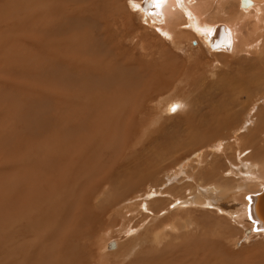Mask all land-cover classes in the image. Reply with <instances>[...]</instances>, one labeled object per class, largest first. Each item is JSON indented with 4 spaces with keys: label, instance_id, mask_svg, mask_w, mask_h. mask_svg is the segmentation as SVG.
Here are the masks:
<instances>
[{
    "label": "rangeland",
    "instance_id": "obj_1",
    "mask_svg": "<svg viewBox=\"0 0 264 264\" xmlns=\"http://www.w3.org/2000/svg\"><path fill=\"white\" fill-rule=\"evenodd\" d=\"M71 1L74 0H43V2L42 0H0V29L3 30L2 32L5 31L1 33L4 36V45L7 46V49H3V51L5 54H10L9 56L12 59L13 57L16 58L15 63L10 61V65L0 59V77L3 75L2 79H7L8 76L11 85V92L5 94L6 89H3L4 87H1L0 84V93L4 92L0 94L1 158L4 164H8L7 168H11L9 164L16 165L13 169H9L7 173H0V186L6 187L8 191L2 203H0V228L6 229V232L3 231L0 235V264H29L27 252L30 253V258L34 255L36 264H40V261L43 262L41 264L69 263V258H62L53 251L55 249L45 251L48 243L42 246V249H39L40 242L45 238H49L47 240L50 241L56 239L54 236L47 234L53 233L55 226L62 231H70L73 235L71 241L73 243L76 241L77 246L68 249V254L73 253L71 249L76 254H83L87 264H171L174 257L181 255L187 259L189 264H194L196 260L203 261L202 264H228L225 262V257L233 258L234 254H242L241 257L245 259L247 258L244 257L245 253L249 256L248 263L259 261V264H264L262 260L264 259V234L254 235L252 231L249 234L245 232L237 234V231L241 232L242 229L245 230L246 228L241 225L237 226L223 217L226 213L223 212L220 204L226 202L214 204L215 208L212 207L213 204L211 206V204L204 202L206 199L210 200V197L207 196L210 190L215 192L216 198L212 197L219 200L234 191L233 194H239L237 191L241 189L240 187L243 186L244 181L238 182L234 179L233 168L235 166L242 164L241 169L247 166L248 168L251 166H264V142H259L260 140L264 141V132L260 137L255 138L254 142L246 139L249 135L248 132L251 133L256 129L255 118L264 115V78L256 85L254 90H251L252 94L250 93L247 97L239 99L242 109L234 126L218 130L209 140L193 147L189 144L185 145L184 148L181 147L178 144L180 142L179 138V140H175L178 145L172 149L169 147L171 149L169 150L166 146L159 145L156 141L157 136L166 140V143L172 146L171 143L174 141L171 137L173 135L166 131L167 126L171 128L168 122L180 115L183 110L191 109L193 101L200 99L197 93L190 96L187 94L185 89L186 77L179 76L176 78L175 76L174 81H171L172 84L170 83L171 85L162 92H149L147 94H144V92L141 98L135 95V97L133 95L128 97L127 91L123 88L115 90V94L108 90L110 83L107 81H111L112 78L114 81L111 82L119 84L123 76L111 72L110 69H118L117 64L119 65V62L123 59L130 58V55L131 58L142 57L139 59L143 60L147 57L144 60L145 63H149V61L152 63V52L157 53L165 49L166 52L173 55L174 60L176 58L178 62L184 64L191 62L195 55H200L202 64L204 62L202 70L198 73L191 71L190 75L186 72L187 76H197L195 80L200 81V83L217 81L222 78L221 74L227 73L225 72L227 68L226 65L224 67L220 62L214 61V57L218 55L226 56L227 59L223 63L228 62L233 71L239 66L236 59L229 54L232 52L231 48V51L210 50L207 43H204L206 40L203 38L202 40L201 36H198L199 33L190 31L188 29L189 25L182 23L180 20L182 24L174 23L176 38L170 41V37L167 38L165 35L163 37L158 34L153 26L145 25L143 18L146 13L142 14L141 11V13L130 11L132 22L126 23L124 26L112 25L113 14H111L110 8L117 10L121 18L125 16L127 8L129 10L130 6H133V1L141 4L140 2L143 0H118L117 3L114 0H97L98 4L95 2L96 0H75L74 7L69 3ZM111 1L116 4L119 3L120 6L115 9V7H112ZM68 4L70 5L68 6ZM104 4L109 8L108 11ZM125 5L127 8L123 10ZM213 6L206 11L208 15L205 14L204 16L206 23L213 24L211 28L226 25L232 18L237 16L238 12H242L239 0H229L225 5H222L224 11L219 17H216L215 6ZM261 8L263 12L259 14V17L263 15L264 19V0ZM103 15H106L104 20L101 19ZM120 21H122V18ZM75 22L78 23L79 28L76 27ZM106 24L107 29H105ZM11 25L15 29H13L15 33L12 31L14 35L10 33V30H12ZM133 28H136L134 32ZM106 30H110V35L107 40H104L101 34H103L102 31ZM99 32L100 34H98ZM93 34L96 38H93ZM41 43L44 45L42 46ZM262 43L264 41L261 40L257 49L263 47L261 46ZM54 44L57 47H54ZM21 45L23 47H20ZM88 45L89 51L84 47L87 48ZM109 48H114L113 51L116 49L115 53ZM142 48L146 49L142 50ZM57 50H60V52ZM125 50L128 51L129 55ZM123 52L125 55H122ZM130 52H133V55ZM250 52L252 54L246 56H257V53L253 55V51ZM14 54L16 57L12 56ZM47 54L52 55V57H49V59ZM78 54L87 55L91 60H88L86 56V58L82 56L79 58ZM126 55L128 56L124 57ZM19 56L20 60L17 59ZM28 56H31V58ZM71 56L76 59L72 60ZM114 56H117L116 59H114ZM2 61L5 64L4 68ZM96 63L97 67L95 66ZM73 65L76 67H73ZM251 65L249 62L247 63L250 69L255 70L256 66ZM100 66L102 67L100 68ZM92 67H96L97 71L92 72ZM79 69L81 71L80 76ZM107 69L109 70L106 71ZM2 70L6 71L5 76H7L5 78V72ZM101 71L105 72L102 73ZM12 72L20 76L18 78L23 81L17 79V76ZM109 72L113 73V77L109 75ZM88 73L89 78L85 77V75L88 76ZM12 76L16 77L14 78L15 81L17 79L16 82H14ZM81 76L82 78H80ZM106 76H109L110 79ZM98 77H100V80ZM102 79L105 81L104 83ZM145 79L143 80L147 83L148 77H145ZM75 81L79 82L80 89H78V83H75ZM145 82L144 84H146ZM81 84H83V87ZM23 86L25 88L27 86L28 92L21 96L22 92L25 93L26 91V89L22 90ZM139 87L140 89L133 88L134 92H141L145 89L144 86ZM33 91L34 93H32ZM119 92L123 94L122 97H120ZM116 94L118 96H115ZM142 98H145V100ZM113 101L115 102L113 103ZM106 104L111 105L107 106ZM135 109L136 113L131 112ZM17 111L20 116L24 117L23 122L15 119ZM32 114H36L35 119L38 121L32 120ZM129 115H133V119L130 116V120ZM125 117L129 121L125 120ZM127 130L128 132H126ZM129 131H132L130 133L133 135H130ZM238 137L243 138L244 145L242 143L239 145ZM77 141L89 143L88 145H91L90 150L81 151ZM235 141L237 142L235 143ZM256 144L260 147V155L262 156L256 154V149H258ZM98 147H101L102 152L97 151ZM104 147L107 150L110 148L111 151H115V154L110 153L106 157V153H109V151L103 149ZM164 148L168 149L169 152L156 164L158 170L131 189L118 185L123 191L113 193V189L117 188L115 184L110 187L108 182L98 180V178H104L107 169L117 159L128 160L126 165L137 167L139 159H134V157L135 155L140 156L141 150L147 155L150 153L149 155L152 158L157 159L159 152H163ZM215 150L218 152H215ZM110 155L114 156L111 157ZM86 156L91 157L88 162L89 165L86 163ZM106 159L109 161V166H107ZM100 160L101 162H99ZM156 161L148 162L151 165ZM101 164H104L107 169L104 175L97 177L95 175L96 170L100 169ZM142 172L146 174V171L142 170ZM109 187L111 190H109ZM10 189L14 190L13 196L9 194ZM252 189L256 190L254 187ZM218 194H224L225 196L217 198ZM38 196H40V202L38 203L41 204H39V207L46 211L41 213L42 219L45 222L47 221L45 227H42V233H39L34 227L33 232L27 228L29 225H40V222L29 220L37 215L35 202ZM195 198L199 203L194 204L192 202V200L196 201ZM25 199L28 201H25ZM47 209L49 210L47 211ZM50 224H54V226L49 227ZM168 224L170 227L164 229V226H169ZM174 224L176 226H173ZM12 231L18 232L12 234ZM21 235H25V238ZM156 237L165 238H162L160 243L155 244L152 240H155ZM163 239L166 240L163 241ZM82 240L84 241L82 242ZM54 243L53 247H56L58 243ZM110 243H114V248L110 249ZM34 251L36 253H33ZM204 251L205 253H203ZM120 255H123L126 260L119 258ZM56 256L58 262H55ZM86 256H88L89 262ZM112 257L113 259H111ZM42 258H45L46 261ZM64 259L67 260L66 263L63 261Z\"/></svg>",
    "mask_w": 264,
    "mask_h": 264
},
{
    "label": "bare ground",
    "instance_id": "obj_2",
    "mask_svg": "<svg viewBox=\"0 0 264 264\" xmlns=\"http://www.w3.org/2000/svg\"><path fill=\"white\" fill-rule=\"evenodd\" d=\"M32 1V0H31ZM45 1V0H44ZM49 1V0H48ZM75 1V0H74ZM71 1L69 2L71 4L72 7H74V3H76V1ZM85 1V0H84ZM83 1V2H84ZM117 1L118 0H114ZM192 0H144L142 4H138L136 3L135 1H133L132 5L133 6H130L129 10L127 8V6L125 5V8H123V10H126V13H125V16L124 17H121L122 18V21L121 18H120V15H119V12L117 10H113L112 8H110V12L111 14H113L112 16V25H125L126 23H129V22H132V15L130 14V11H136V12H142L143 14L146 13V15L144 16L143 18V22L146 23L145 25H148V26H153L154 29L157 31L158 34H161L163 37L165 35V37L169 38L170 37V41L174 38H176V34H175V31L176 28L174 27V23H177V24H180L181 22L182 23H185V24H188L189 27L188 29H190V31L194 32V33H197V31H199V34L198 36L200 37L201 36V39H205L206 42L204 43H207L208 47L210 50H223V51H229L230 48L232 50L231 54L233 58L236 59V61L238 62V67L236 68L235 71L231 70L232 68L229 67V64L228 62L227 63H223L226 61L227 57L226 56H221V55H218L216 57H214V61H217V62H220L221 64L226 65V68L225 69V72H227L226 74H221V79L219 78V80L217 81H205L203 83H200V81L197 82V80H195L197 78V76H194V77H190V76H187L186 72L190 75V72L191 71H194V73H198V71L200 72L202 70V66L204 64H202V57L200 55H195L194 56V59L191 61V62H188L187 64H184V63H180L176 60L175 56V60L173 59V55L166 52L167 50L163 49L157 53H153L152 52V56H153V60H152V63H145V58L144 60L143 59H139V58H142V57H139V58H136L138 60H136L135 58H131V55H130V58H126V59H121L122 61L119 62L120 64L116 67H118V69H115L116 70H111V72H114L115 74L117 75H123L122 78H121L119 81L120 83L117 84L115 82H111V81H114V79L112 80L111 78V81H107L109 82L110 84L108 85V90L110 92H113L115 90H118L120 88H123L125 89V91H127V96H131L133 95V97H138V98H141L142 97V94H147V93H151V92H154V93H157V92H162L164 91L165 89H167L169 87V85H171V81H174V77L176 76L177 77H186V82L187 84L185 85V89H186V92L187 94L190 96L192 95L193 93H197V96L200 97V101H193L192 103V108L188 110L187 108V111H184L178 115L176 118H174L173 120L169 121L168 122V125L171 126V128H168V126L166 127V131L169 132V133H172V137L173 138V143L172 146L169 144V143H166V140H163L162 138H160L159 136H157L156 138V141L159 143L160 146H166V148L169 149V147H171V149L175 146H177L178 144L181 146V147H185V145L189 144L191 145L192 147L195 146V145H201L203 144L204 142H206L207 140H209L211 138V136L213 137L215 135V133H217L218 130L220 129H223V128H230L232 126H234L236 124V120L239 116V112L241 111L242 109V105L241 103L239 102V99L241 97H247L248 95H250L251 93V90L255 89L256 88V85L259 84V82L264 78V43H262L260 49L258 48L257 49V46L259 47V44L262 41H264V19H263V15L261 17H259L263 10L261 8V4L263 3V0H247L249 2L248 5H245V6H242L241 5V0H239V3H240V9H242V12H238L237 16L235 18H232V20L229 21V23H226V25H223V26H216V27H212L211 28V25L213 24H208L206 23V19H205V14H207L206 11H208L209 9L212 8V6L214 5L215 6V15L217 14L216 17H219L220 14H223V8L221 7L222 5H225L229 0H193V2L191 3ZM26 2V1H25ZM43 2V0H42ZM56 2V1H54ZM65 2V1H64ZM97 3V0L95 1ZM127 2V1H126ZM94 3V2H93ZM99 3V2H98ZM97 3V4H98ZM114 5H113V4ZM114 2L111 1V5L112 7H115L118 8L120 5L119 3L116 4ZM141 3V2H140ZM32 4V3H31ZM41 4V3H40ZM58 4V2H57ZM68 4V6L70 5ZM63 5V3H62ZM61 5V6H62ZM105 5V4H104ZM141 5V6H140ZM184 7H183V6ZM43 6V5H42ZM55 6H56V3H55ZM97 6V5H96ZM213 6V7H214ZM250 6V7H249ZM57 7V6H56ZM59 7V6H58ZM63 7V6H62ZM106 8L107 5H105ZM61 8V7H60ZM97 8V7H96ZM48 9V8H47ZM55 9V8H54ZM247 9H249L247 11ZM56 10V9H55ZM109 10V8L107 9V11ZM243 10H246V11H243ZM60 11V10H59ZM72 11V10H71ZM140 12V13H141ZM206 12V13H205ZM49 13V12H48ZM54 13V12H53ZM35 14V13H34ZM52 14V13H51ZM59 15V14H58ZM96 15V14H95ZM102 15V14H101ZM208 15V14H207ZM44 16V15H43ZM42 16V17H43ZM54 16V14H53ZM106 15H103L101 16V19H105ZM110 16V15H109ZM65 17V16H64ZM95 17V16H94ZM17 18V17H16ZM38 18V17H37ZM36 18V19H37ZM6 19V18H5ZM11 20V19H10ZM110 20V19H109ZM181 22H180V21ZM35 21V20H34ZM38 21V20H37ZM52 21V20H50ZM10 22V21H9ZM72 22V21H71ZM105 22V21H104ZM10 23H13V22H10ZM108 23V22H107ZM181 23V24H182ZM2 24V22H1ZM4 24V22H3ZM76 24V27L79 28V25H77L78 23L75 22ZM207 24V25H206ZM133 25V24H132ZM2 26V25H1ZM8 26V25H7ZM27 26V25H26ZM12 27V25H11ZM39 27V25H38ZM74 27V26H73ZM110 27V26H109ZM116 27V26H115ZM130 27V26H129ZM135 27V26H134ZM183 27V26H182ZM6 28V27H5ZM4 28V29H5ZM23 28V27H22ZM117 28V27H116ZM132 28V27H130ZM175 28V29H174ZM8 29V28H7ZM13 27H12V30H10V33L14 35V31H13ZM41 29V28H40ZM39 29V30H40ZM46 29V27H45ZM63 29V28H61ZM96 29V28H95ZM94 29V30H95ZM105 29H107V24L105 26ZM104 29V30H105ZM113 29V28H112ZM123 29V28H122ZM121 29V30H122ZM179 28L177 27V30ZM201 29V30H200ZM15 30V29H14ZM25 30V29H24ZM30 30V29H28ZM26 30V31H28ZM35 30V29H34ZM60 30V29H59ZM111 30V29H110ZM110 30H106V31H102L103 34H101V37L102 39L104 40H107L109 35H110ZM127 30V28H126ZM134 30H136V28H133V32ZM183 30V29H182ZM3 31V30H2ZM1 29H0V59L3 60L7 65L14 61L13 63H15V60L16 58L13 57V59L11 58V56H9L8 54H5V52L3 51V49H7V46L4 45V36L2 33ZM14 33H13V32ZM21 31V30H20ZM96 31V30H95ZM196 31V32H195ZM2 32V33H1ZM65 32V31H64ZM97 32V31H96ZM129 32V31H128ZM180 32V31H179ZM9 33V32H8ZM29 33V32H27ZM39 33V32H38ZM63 33V32H62ZM93 33V32H91ZM139 33V32H138ZM65 34V33H64ZM100 34V32L98 33ZM114 34V33H113ZM112 34V35H113ZM43 35V34H42ZM8 37V34L6 35ZM30 36V35H28ZM39 36V35H38ZM93 38H96L95 37V34H93ZM116 36V35H115ZM25 37V36H23ZM43 37V36H42ZM60 37V36H59ZM91 37V36H90ZM114 37V36H112ZM33 38V37H32ZM57 38H58V35H57ZM98 38V37H97ZM111 38V37H110ZM122 38V37H121ZM12 39V38H11ZM24 39V38H23ZM28 39V38H27ZM41 39V37H40ZM49 39V38H48ZM92 39V37H91ZM101 39V41H102ZM124 39V38H123ZM126 39V38H125ZM202 39V40H203ZM14 40V39H12ZM22 40V39H21ZM26 40V38H25ZM52 40V39H51ZM58 40V39H57ZM62 40V39H61ZM60 40V41H61ZM116 40V39H114ZM163 40V39H162ZM175 40V39H174ZM11 41V40H10ZM27 41V40H26ZM35 41V40H34ZM39 41V40H38ZM42 41V40H41ZM49 41V40H47ZM55 41H56V38H55ZM99 41V40H98ZM118 41V40H117ZM138 41V40H137ZM53 42V41H51ZM90 42V41H89ZM116 42V41H115ZM11 43V42H10ZM9 43V44H10ZM26 43V42H25ZM59 43V42H58ZM92 43V42H91ZM102 43V42H101ZM108 43V42H107ZM113 43V42H112ZM6 44V43H5ZM36 44V43H35ZM34 44V46H36ZM42 44V43H41ZM61 44V43H60ZM64 44V43H63ZM98 44V43H97ZM111 44V43H110ZM44 44H42L43 46ZM87 45V44H86ZM117 45V44H116ZM13 46V45H12ZM31 46V45H30ZM47 46V45H46ZM92 46V44H91ZM105 46V45H104ZM103 46V47H104ZM110 46V45H109ZM113 46V45H112ZM119 46V45H118ZM20 47H23V45H21ZM19 47V48H20ZM54 47H57L55 44H54ZM76 47V46H75ZM85 49H88L89 51V45L87 46H84ZM131 47V46H129ZM77 48V47H76ZM83 48V47H82ZM97 48V47H96ZM116 48V47H115ZM119 48V47H118ZM9 49V48H8ZM14 49V48H13ZM42 49V48H41ZM46 49V48H45ZM58 49V48H57ZM79 49V48H78ZM110 49V48H109ZM112 49V48H111ZM110 49V50H111ZM114 49V48H113ZM112 49V52H114ZM121 49V48H119ZM126 49V47H125ZM146 49V48H145ZM144 48H142V50H145ZM53 50V48H52ZM97 50V49H96ZM131 50V48H130ZM230 50V51H231ZM9 51V50H8ZM12 51V49H11ZM10 51V52H11ZM14 51V50H13ZM42 51V50H40ZM45 51V50H44ZM50 51V50H49ZM60 52V50H57ZM77 51V49H76ZM92 51V50H90ZM127 51V50H125ZM124 51V52H125ZM250 51H253V55L254 53H257V56L255 57H248L246 55H249L251 52ZM37 52V51H36ZM110 52V51H108ZM117 52V51H116ZM122 53V55L125 53ZM135 52V50H134ZM8 53V52H7ZM40 53V52H39ZM47 53V52H46ZM55 53V52H54ZM58 53V52H57ZM107 53V52H106ZM115 53V52H114ZM120 53V52H119ZM131 53V52H130ZM133 53V52H132ZM131 53V54H132ZM198 53V52H197ZM196 53V54H197ZM224 53V52H223ZM13 54V52H12ZM33 54V53H32ZM53 54V52H52ZM65 54V53H64ZM81 54V53H80ZM83 54V53H82ZM95 54V53H94ZM98 54V53H97ZM121 54V53H120ZM127 54L129 55L128 51H127ZM155 54H157L155 56ZM252 54V53H251ZM35 55V54H34ZM49 55V54H47ZM77 55V53H76ZM79 55V54H78ZM88 55V53H87ZM87 55H79V58L80 56H82L83 58L86 56L88 57ZM93 55V54H92ZM103 55V54H102ZM101 55V56H102ZM111 55V54H110ZM119 55V54H118ZM128 55L124 56V57H127ZM133 55V54H132ZM138 55V54H137ZM136 55V56H137ZM12 56H15L16 55H12ZM100 56V55H99ZM100 56V57H101ZM109 56V55H108ZM108 56H105V57H108ZM112 56V55H111ZM120 56V55H119ZM118 56V57H119ZM143 56V54H142ZM29 57V56H28ZM36 57V56H35ZM34 57V58H35ZM51 58L52 55H49L48 58ZM66 57V56H65ZM72 57V60H75L76 58H74L73 56ZM85 57V58H86ZM96 57V55H95ZM103 57V56H102ZM116 59L117 56H114ZM122 57V56H121ZM138 57V56H137ZM31 58V56L29 57ZM49 58V59H50ZM79 58H77V60H79ZM93 58V56H92ZM109 58V57H108ZM123 58V57H122ZM18 60H20V56L17 58ZM58 59V58H57ZM60 59V58H59ZM68 59V58H67ZM82 59V58H81ZM102 59V58H101ZM112 59V58H111ZM120 59V57H119ZM17 60V61H18ZM65 60V59H64ZM88 60H91L89 57H88ZM2 61V64H3V68H4V63ZM11 61V62H10ZM93 61V60H92ZM106 61V60H105ZM148 61V60H147ZM22 62V60H21ZM72 62V61H71ZM83 62V61H81ZM85 62V60H84ZM89 62V61H88ZM111 62V61H110ZM251 63L252 65L251 66H256L255 70H252L250 69L248 66H247V63ZM12 63V64H13ZM18 63H20L18 61ZM17 63V64H18ZM34 63V62H33ZM36 63V62H35ZM78 63V62H77ZM87 63V62H86ZM98 63V61H97ZM97 63L95 64V66L97 67ZM79 64V63H78ZM112 64V63H110ZM16 65V64H15ZM71 65V64H70ZM85 65V64H84ZM100 65V64H99ZM104 65V63H103ZM78 66V65H77ZM83 66V64H82ZM81 66V67H82ZM89 66V64H88ZM87 66V67H88ZM108 66V65H107ZM1 67V66H0ZM73 67H76L75 65H73ZM80 67V66H79ZM96 67H92L91 71L94 72V70L97 71V68ZM102 66H100L101 68ZM104 67H106V65H104ZM103 67V68H104ZM110 67V66H109ZM107 67V68H109ZM113 67V66H111ZM83 68V67H82ZM151 68V72L149 71V69ZM86 69V68H85ZM105 69V68H104ZM76 70V69H75ZM83 70V69H81ZM87 70V69H86ZM85 70V71H86ZM109 69H107L106 71H108ZM4 71V70H2ZM12 71V70H11ZM84 71V70H83ZM82 71V73H83ZM4 78L7 76H5L6 74V71H4ZM77 72V71H76ZM80 74L79 76L81 75V71L79 69ZM102 73H104L103 71H101ZM13 73V72H12ZM66 73V72H65ZM86 73V72H85ZM102 73H99V74H102ZM208 73V72H207ZM8 74V72H7ZM15 75V73H13ZM77 74V73H76ZM93 74V73H91ZM90 74V75H91ZM113 74V73H112ZM110 72H109V75H112ZM215 74V73H214ZM104 75V74H103ZM106 75V73H105ZM104 75V77H105ZM220 75V74H219ZM17 76V79H19L18 75H15ZM77 76V75H76ZM83 76V75H82ZM82 76L80 78H82ZM95 76V75H94ZM3 75H1V79H2ZM13 79L16 78L14 76H12ZM85 77H88L89 78V73H88V76L85 75ZM108 77V79H110L109 76H106ZM113 77V75H112ZM145 77H148V82L146 83L145 82ZM78 78V77H77ZM79 78V79H80ZM91 78H92V75H91ZM95 78V77H94ZM99 80H100V77H98ZM116 78V77H115ZM0 79V80H1ZM12 79V80H13ZM16 79V81H17ZM23 79V78H22ZM74 79V78H73ZM86 79V78H85ZM145 79V80H143ZM207 79V78H206ZM205 79V80H206ZM213 79V78H212ZM20 80V79H19ZM78 80V79H77ZM76 80V81H77ZM81 80V79H80ZM83 80V79H82ZM88 80V79H86ZM85 80V81H86ZM103 80V79H102ZM15 79H14V82H16ZM20 81H23V80H20ZM18 81V82H20ZM75 83H78L77 86L79 85V82H76ZM94 81V80H93ZM116 81V80H115ZM118 81V82H119ZM13 82V83H14ZM105 81L103 80V83ZM144 82L146 84H144ZM40 83V82H39ZM74 83V84H75ZM82 83V81H81ZM88 83V82H87ZM171 83V84H170ZM174 83V82H173ZM1 87H4L3 89H6L5 91V94L6 92L9 93V91L11 92L10 90V84H9V81H8V76H7V79H2L1 80ZM12 84V83H11ZM89 84V83H88ZM7 85H8V89H7ZM13 85V84H12ZM83 84H81L82 86ZM206 85V86H204ZM25 86V85H24ZM22 87V90H25V93L22 92L21 96L27 94L28 92V88L26 86L25 87ZM76 86V87H77ZM93 86V85H92ZM98 86V85H97ZM103 86V85H101ZM107 86V85H106ZM130 86V88H129ZM139 86H144L145 89L141 90V92L139 91H136L134 92L133 88L134 89H140ZM181 86V85H180ZM83 87V86H82ZM139 87V88H138ZM19 88V86H18ZM105 88V87H104ZM15 89V88H14ZM78 89L79 86H78ZM83 89V88H82ZM89 89V88H88ZM103 89V88H102ZM106 89V88H105ZM190 89V90H189ZM83 90H86L85 88ZM107 90V89H106ZM147 91V92H146ZM79 92H81L79 90ZM84 92V91H83ZM86 92V91H85ZM106 92V91H104ZM123 92V91H121ZM121 92H119L121 95L120 97H122L123 94H121ZM4 93V92H3ZM2 92L0 94H3ZM21 93V92H20ZM30 93V91H29ZM34 93V91L32 92ZM31 93V95H32ZM82 93V92H81ZM112 93V94H113ZM37 94V93H35ZM83 94V93H82ZM93 94V92H92ZM115 94V93H114ZM186 94V95H187ZM252 94V93H251ZM30 95V94H29ZM87 95V94H86ZM135 95V96H134ZM187 95V96H188ZM101 96V95H100ZM107 96V95H106ZM115 96H118L117 94ZM114 96V97H115ZM73 97V96H72ZM108 97V96H107ZM106 97V98H107ZM127 97V98H128ZM143 97H146V96H143ZM1 98V97H0ZM91 99V97H90ZM112 99V98H111ZM130 99V98H129ZM145 100V98H142ZM148 99V98H147ZM113 100V99H112ZM116 100V98H115ZM134 100V99H133ZM87 101V100H86ZM129 101V100H128ZM136 101V100H135ZM17 102V101H16ZM112 102V101H111ZM115 101H113L114 103ZM144 102V101H143ZM264 102V101H263ZM79 103V102H78ZM88 103V102H87ZM108 103V102H107ZM118 103V102H117ZM127 103V102H126ZM129 103V102H128ZM245 103V102H244ZM120 104V103H119ZM123 104V102H122ZM132 104V103H131ZM143 104V103H142ZM141 104V105H142ZM76 105V104H75ZM74 105V106H75ZM98 105L100 106V104L98 103ZM107 105V104H106ZM111 105V104H110ZM110 105H107V106H110ZM127 105V104H126ZM129 105V104H128ZM245 105V104H244ZM247 105V104H246ZM245 105V106H246ZM105 106V104H104ZM113 106V105H112ZM106 107V106H105ZM74 108V107H73ZM131 108V107H129ZM141 108V107H140ZM84 109V108H83ZM16 110V109H15ZM14 110V111H15ZM108 110V109H107ZM121 110V108H120ZM6 111V110H5ZM103 111V110H101ZM119 111V110H118ZM123 111V110H122ZM171 111H173L171 109ZM247 111V110H246ZM250 111V110H249ZM7 112V111H6ZM9 112V111H8ZM121 112V111H120ZM131 112H137L136 109L134 111L131 110ZM170 112V111H169ZM248 112V111H247ZM261 112V111H260ZM60 113V112H59ZM102 113V112H101ZM171 113V112H170ZM249 113V112H248ZM247 113V114H248ZM262 113V112H261ZM122 114V112H121ZM124 114V113H123ZM101 115V114H100ZM253 115V114H252ZM255 115V114H254ZM121 116V115H120ZM123 116V115H122ZM131 115H129V118H130ZM32 117V120H37L35 119L36 117V114H32L31 115ZM133 115L131 116V118L133 119ZM257 117V116H256ZM57 118V117H56ZM130 118V120H131ZM15 119L19 122H23L24 120V117L20 114L19 112L17 111L16 113V117ZM14 119V120H15ZM46 119V118H45ZM123 119V118H122ZM256 119V129L254 131H252L250 133V131L248 132L249 135L246 137V139H249L250 141H253L255 138H258L261 136V134L264 132V115L259 116ZM120 120V119H119ZM125 120L129 121L128 119H126L125 117ZM124 120V121H125ZM6 121V120H5ZM38 121V120H37ZM121 121V120H120ZM123 121V122H124ZM4 122V121H3ZM16 122V121H15ZM131 122V121H130ZM133 122V120H132ZM25 123V122H24ZM36 123V122H35ZM104 123V122H103ZM64 124V123H63ZM124 124V123H123ZM130 124V123H129ZM249 124V123H248ZM252 124V123H250ZM25 125V124H24ZM68 125V124H67ZM125 125V124H124ZM128 125V124H127ZM62 126V125H61ZM65 126V125H64ZM129 126V125H128ZM127 126V128H128ZM169 126V127H170ZM6 128V127H5ZM245 128V127H244ZM131 129H132V126H131ZM129 128V130H131ZM246 129V128H245ZM5 130V129H4ZM111 130V129H110ZM136 130V129H135ZM135 130H133V132H135ZM247 130V129H246ZM249 130V129H248ZM100 132V131H99ZM128 132V130L126 131ZM132 131H129V134L130 135H133L132 133H130ZM111 133V131H110ZM6 134V133H5ZM89 134V133H88ZM128 134V135H129ZM127 135V137H128ZM129 135V136H130ZM126 136V135H125ZM136 136V135H135ZM89 137V136H88ZM91 137V136H90ZM133 137V136H132ZM234 137V136H233ZM180 138V140H179ZM239 138V137H238ZM183 139V140H181ZM231 139V138H230ZM260 139V138H259ZM264 139V138H263ZM87 140V139H86ZM106 140V139H105ZM175 140H179L180 142L178 144L175 143ZM248 140V141H249ZM258 140V139H257ZM88 141V140H87ZM85 141V142H87ZM183 141V142H182ZM238 143L239 145L242 143L243 144V138H239L238 140ZM235 141V143L237 142ZM255 141V140H254ZM253 141V142H254ZM90 142V141H89ZM111 142V141H110ZM126 142V141H125ZM125 142L123 143V145L125 144ZM128 142V141H127ZM126 142V143H127ZM133 142V141H132ZM152 143V140L150 141ZM252 142V143H253ZM260 143L261 142H264L262 140L259 141ZM77 145L78 147L80 148L81 151H88L90 150L91 148V145H88L87 143H83V142H78L77 141ZM94 143V142H93ZM258 143V142H256ZM43 144V143H42ZM107 144V143H106ZM176 144V145H175ZM255 145V143H253ZM143 145V144H141ZM139 145V147L141 146ZM158 145V146H159ZM238 145V144H237ZM258 144H256L257 146ZM260 145V144H259ZM262 145V144H261ZM15 146V145H14ZM22 146V145H21ZM101 146V145H100ZM159 146V147H160ZM251 146H253L251 144ZM38 147V145H37ZM103 147V146H102ZM143 147V146H142ZM258 147V146H257ZM11 148V147H9ZM101 147H98L97 148V151L102 152V150H100ZM125 148V147H124ZM127 148V147H126ZM179 148V147H177ZM13 149V148H12ZM103 149H106L107 148H103ZM140 149H142L140 147ZM165 149V148H164ZM165 149L163 150V152H159V156L158 158H152L149 154V156L147 154H145L144 152H140V156L138 155H135L134 159L135 158H138L139 161H138V166L137 167H133V166H129L128 164L126 165L127 161L128 160H120V159H117L115 161H113L114 163L107 169L105 167L104 164H101L100 165V169L96 170V174L97 177L100 175H104V172L105 170L107 169L106 171V174L104 175V178H98L101 179L102 182H108L109 186H113V184H115L117 186L116 189H113V193L118 191L119 193L121 191H123L122 188H119L118 185L120 187H123L125 186L126 188L128 189H131L137 185H139L142 181L146 180L151 174H153L154 172H156L158 170L157 168V163L164 157L166 156V154L169 152V150L171 149ZM17 150V149H15ZM96 150V149H95ZM124 150V149H123ZM251 150V149H250ZM7 151V150H6ZM9 151V150H8ZM109 151V153H106V157L110 154V153H114L115 154V151H111L110 148L107 150V152ZM126 151V149H125ZM138 151V150H137ZM260 147H258V149H256V154H261L260 152ZM16 152V151H15ZM123 152V151H122ZM147 152V151H146ZM215 152H218L217 150H215ZM7 153V152H6ZM89 153V152H88ZM97 153V152H96ZM139 153V152H138ZM148 153V152H147ZM249 153V152H248ZM252 153V152H251ZM9 154V152H8ZM48 154V153H47ZM118 154V153H117ZM121 154V153H120ZM125 154V153H124ZM264 154V153H263ZM88 155V154H86ZM91 155V154H90ZM97 155V154H96ZM99 155V154H98ZM104 155V153H103ZM119 155V154H118ZM84 156V155H83ZM94 156V155H93ZM102 156V155H101ZM111 156V155H110ZM109 156V157H110ZM114 156V155H112ZM111 156V157H112ZM116 156V155H115ZM123 156V154H122ZM132 156V155H131ZM198 156V154H197ZM200 156V155H199ZM262 156V155H260ZM1 150H0V173L2 174L3 172H6L9 170V169H13L14 168V165L15 164H9L11 166V168H7L8 164L6 165V163L4 164L2 162V158H1ZM80 157V156H79ZM99 157V156H98ZM124 157V156H123ZM91 157L89 156H86V163L88 164L89 160H90ZM197 158V157H196ZM101 160L103 159L100 158ZM111 159V158H110ZM115 159V158H114ZM122 159V158H121ZM97 160V159H96ZM101 160L99 162H101ZM107 161V166H109V161L108 159H106ZM154 160H157L156 162H154L153 164L150 165V163ZM150 163H149V162ZM166 161V160H164ZM12 162V161H11ZM105 162V163H106ZM10 163V162H9ZM13 163V162H12ZM85 163V164H86ZM111 163V162H110ZM131 163V162H130ZM133 163V162H132ZM78 164V163H77ZM255 164V163H254ZM89 165V164H88ZM242 165V164H241ZM241 165H238V166H235L233 169H234V175H235V180L238 181V182H242L244 181L243 183V186H241L240 188L241 189H238V193L239 194H233L234 192L232 193H228L229 195H227L226 197L222 198L221 200L219 199H216L217 203L219 202H226V203H230L229 200H230V197L231 196H236L238 195V199H243L244 196L247 197V200L248 202L246 201V199H244L243 201H245L244 204H246L247 202V210L246 209H243V211H245L247 213V216L248 217V220L250 223H252V225L247 222L246 220H243L241 218H239V220L241 221V223L243 224H238V223H235V221H233L232 219H230L229 217H232V213L233 212H230L229 214L227 213V215L229 216V220L236 224L237 226H245L244 224H250L252 226V229H245L244 232L245 233H250V231L254 232L253 234H257V233H264V227H263V223L261 222L260 218H258V216L255 214V205L258 201L259 198H261V196L264 194V166H254V167H250L248 168L245 167L243 169H241ZM263 165V164H262ZM96 166V165H95ZM232 166V165H231ZM241 166V167H240ZM16 167V165H15ZM89 167V166H88ZM233 167V166H232ZM78 170V168H76ZM146 171V174H143L142 170ZM4 170V171H3ZM80 171H82L80 169ZM86 171V170H85ZM92 171V170H91ZM55 172V171H53ZM57 172V171H56ZM86 173V172H85ZM233 175V174H232ZM1 176V175H0ZM65 178V177H64ZM74 178V177H73ZM66 179V178H65ZM107 179V180H106ZM178 179V178H177ZM245 179V180H243ZM53 180V179H52ZM180 180V179H179ZM242 180V181H241ZM55 181V179H54ZM79 181V180H78ZM95 182V181H94ZM93 182V183H94ZM100 183V181H98ZM3 183V182H2ZM52 183V182H51ZM63 183H64V180H63ZM96 183V182H95ZM247 183V184H246ZM4 184V183H3ZM238 184V183H237ZM248 184H252V185H248ZM62 185V184H61ZM98 185V184H97ZM254 185V186H253ZM236 186V185H235ZM240 186V185H239ZM250 189H248L249 187ZM4 186H0V203H2L3 199H4V196L6 195V193H8L7 191V188H3ZM96 187V186H95ZM109 187V188H110ZM187 187V186H186ZM238 187V186H237ZM252 187L256 188V190L258 191L259 187H260V191L259 192H256V190H253ZM124 188V187H123ZM239 188V187H238ZM243 188V189H242ZM89 189V188H88ZM96 189V188H95ZM210 189V188H209ZM97 190V189H96ZM100 190V189H99ZM111 190V188L109 189ZM205 191V190H204ZM94 192V191H93ZM99 192V191H98ZM213 192V193H212ZM101 193V192H100ZM209 195H207L208 197H210L209 199L210 200H213L211 196H214L213 194H215V192L213 190H210L208 191ZM9 194L11 196L14 195V190L13 189H10V192ZM198 194V193H197ZM204 195V194H203ZM89 196V195H88ZM87 196V197H88ZM148 196V195H147ZM196 196V195H195ZM8 197V196H7ZM96 197V196H95ZM105 197V195H104ZM124 197V196H123ZM122 197V198H123ZM197 197V196H196ZM202 197V196H201ZM204 197V196H203ZM245 197V198H246ZM114 198V197H113ZM121 198V197H120ZM196 199V198H195ZM203 199V198H202ZM40 200V196L37 197L36 199V202H35V206H37L36 208V217L35 218H30L29 220L31 222H40V225L39 226H33V225H29L27 226V228L30 229L31 232H33V227L35 230H37L39 233H42V227L44 228L45 225L47 224V221L45 222L43 219H42V216H41V213L42 212H46L44 209H41L39 207V204L38 202ZM44 200V198H43ZM87 200V199H86ZM89 200V199H88ZM25 201H28L27 199H25ZM93 201V200H92ZM242 201V200H241ZM119 202V201H118ZM160 202V201H159ZM192 202L194 204L196 203H199L198 200L196 199L195 200H192ZM204 202H207L204 201ZM233 202V201H232ZM236 202V201H235ZM238 202V201H237ZM191 203V202H190ZM211 203V202H210ZM59 204V203H58ZM61 204V202H60ZM98 204V203H97ZM158 204V203H157ZM216 204V203H215ZM225 203H222L220 204L221 206H224ZM239 204V203H238ZM241 204V203H240ZM41 205V204H40ZM100 205H102L100 203ZM28 206V205H27ZM163 206V205H161ZM208 206V205H207ZM211 206H212V203H211ZM219 206V205H218ZM98 207V206H97ZM158 207V206H157ZM210 207V206H209ZM214 207V204L213 206ZM236 207V205H235ZM96 208V207H95ZM215 208V207H214ZM238 208V207H237ZM99 209V207H98ZM158 209V208H157ZM156 209V210H157ZM49 209H47L48 211ZM63 210V209H62ZM92 210V209H91ZM102 210V209H101ZM61 211V209H60ZM161 211V210H160ZM230 211V209H229ZM233 211V210H232ZM238 211V210H236ZM242 211V210H241ZM55 212V211H54ZM240 213V212H239ZM12 214H13V211H12ZM153 215V213H151ZM236 214L235 212L233 213V215ZM93 215V214H92ZM156 215V214H155ZM158 215V214H157ZM240 215V214H239ZM96 216V215H95ZM244 217V216H243ZM11 219V218H10ZM68 221V220H67ZM177 221V220H176ZM237 221V220H236ZM52 222V221H51ZM183 222V221H182ZM238 222V221H237ZM90 223V222H89ZM139 223V222H138ZM187 223V222H186ZM62 224V223H61ZM54 226V224H50L49 227L51 226ZM58 225V224H57ZM163 225V224H162ZM169 225V224H168ZM173 226H176L175 224ZM172 226V228H173ZM180 226V225H179ZM72 227V226H71ZM161 227V226H160ZM169 226H164V229H167ZM250 227V226H248ZM63 228V227H61ZM139 228V227H138ZM183 228V227H182ZM229 228V227H228ZM67 229V228H66ZM70 229V227H69ZM76 229V228H75ZM163 229V230H164ZM171 229V228H170ZM175 229V228H174ZM181 229V228H180ZM179 229V230H180ZM230 229V228H229ZM5 231L6 232V229H1L0 228V235H1V232ZM24 231V230H23ZM156 231V230H155ZM160 231V230H159ZM173 231V230H172ZM18 231H12V234H17ZM64 232V234H63ZM161 232V231H160ZM75 233V232H74ZM164 233V232H163ZM46 234V233H45ZM48 235L50 236H54V240H47L49 238H45L43 241L40 242V245H39V249L44 246L45 244L48 243V247L45 248V251H51V249H55L53 251H55L59 256H61L62 258L66 257L68 259V261L70 260L69 263H66L67 260L65 261V259L63 261H65L66 264H87V261L86 259L84 258L83 254H76L74 252V250H72L73 248H75V246H77L76 241L73 243L71 240L73 238V235L70 233V231L66 230V231H62L60 228L56 227L55 226V229L53 231V233H47ZM76 234V233H75ZM20 235V234H19ZM158 235V234H156ZM163 235V234H162ZM21 237H24L25 238V235H21ZM78 237V236H77ZM147 237V236H146ZM160 237V236H159ZM156 237L155 240H151L155 243V244H158L160 243V240L162 238H165V237ZM168 238V237H167ZM166 240V239H165ZM163 239V241H165ZM84 240H82L83 242ZM36 242V241H35ZM46 242V243H45ZM54 242L58 243L56 247H53L54 246ZM78 243V242H77ZM86 243V242H84ZM163 243V242H162ZM36 245V244H35ZM84 246V245H83ZM87 246V245H86ZM73 247V248H72ZM71 249V251H73V253L71 255L68 254V249ZM114 248V243H113V247H110V249ZM155 248V247H154ZM38 249V248H36ZM38 249V250H39ZM42 249V248H41ZM154 250V249H153ZM36 251V250H35ZM33 252V253H36V252ZM215 251V250H214ZM217 252V251H216ZM39 253V252H38ZM45 253V252H44ZM205 253V251L203 252ZM37 255V254H36ZM92 255V254H91ZM144 255V254H143ZM209 255V254H208ZM212 256V254H211ZM224 256V255H223ZM241 256H243L242 254L241 255H237V254H234L233 258H229V257H225V262H227L228 264H247L248 261H249V256L248 254L245 253V256L244 257H247L245 259H243ZM262 256V255H261ZM40 257V256H39ZM87 257V260H88V256ZM122 258L123 260H126V258L124 259V256L120 255L119 258ZM145 257V256H144ZM254 258V256H252ZM264 257V256H263ZM27 258L29 259L30 263L29 264H36L35 263V257L34 255L30 258V253L27 252ZM46 258V257H45ZM44 258V259H45ZM157 258H158V255H157ZM171 258V257H170ZM188 258V257H187ZM37 259V258H36ZM43 259V258H42ZM41 259V260H42ZM43 259V260H44ZM113 259V257L111 258ZM218 259V258H217ZM255 260V259H254ZM264 261V259H262ZM46 261V260H44ZM164 261V259H163ZM217 261V260H216ZM221 261V260H219ZM55 262H58V258L56 256V261ZM89 262V260H88ZM113 262H116V261H113ZM123 262V261H121ZM119 262V263H121ZM166 262V261H164ZM218 262V261H217ZM43 263L40 261V264ZM45 263V262H44ZM202 264L203 261L201 262V260H196L194 262V264ZM208 263V262H206ZM262 263V262H260ZM264 263V262H263ZM56 264H59V263H56ZM171 264H189L187 262V259L185 257H183L182 255L181 256H176L174 257V261H172ZM248 264H259V261L258 262H250Z\"/></svg>",
    "mask_w": 264,
    "mask_h": 264
},
{
    "label": "crops",
    "instance_id": "obj_3",
    "mask_svg": "<svg viewBox=\"0 0 264 264\" xmlns=\"http://www.w3.org/2000/svg\"><path fill=\"white\" fill-rule=\"evenodd\" d=\"M144 1V0H143ZM143 1H141V4L143 3ZM141 6V5H140ZM143 14V13H142ZM190 28V27H189ZM201 30V29H200ZM196 32V31H195ZM197 33H199V31H197ZM209 48V47H208ZM260 191V188L258 189V191L256 190V192H259ZM207 195H209V193L207 194ZM211 195V194H210ZM209 195V196H210ZM225 195L223 194V195H220V194H218L217 195V198L218 197H224ZM212 197V196H211ZM214 197H215V194H214ZM216 198V197H215ZM215 198H213L212 197V199L213 200H208V199H206L207 200V202L206 203H208V204H215V203H217V201H216V199ZM245 198V197H244ZM246 199V201L248 202V200H247V197L245 198ZM242 200V201H241ZM244 199H238V195H236V196H231L230 197V200H229V202L230 203H225L224 204V206H222V210H223V212L224 213H230V212H235L236 214H234L233 215V213L231 214L232 215V217H229L228 215H227V213L225 214V215H223V217H225V218H227V219H232L233 221L235 220V223H238V224H242L241 223V221L239 220V218H241V219H243V220H248V217H246L247 216V213L245 212V211H243V209H246L247 210V202H246V204H244L245 203V201H243ZM209 201L211 202V203H209ZM233 201V202H232ZM236 201V202H235ZM238 201V202H237ZM239 203V204H238ZM241 203V204H240ZM235 205H236V207H235ZM238 207V208H237ZM229 209H230V211H229ZM233 210V211H232ZM236 210H238V211H236ZM242 210V211H241ZM240 212V213H239ZM240 214V215H239ZM244 216V217H243ZM229 217V218H228ZM239 217V218H238ZM238 222H237V221ZM247 222H249V220L247 221ZM250 223V222H249ZM251 225H252V223H250ZM250 224H244L245 226H243V227H245L246 229H252V226L250 225ZM243 225V224H242ZM248 226H250V227H248ZM239 230V229H238ZM237 234H241V233H244V229H242V231L241 232H239V231H237L236 232ZM257 234H264V233H257ZM257 234H254V235H257Z\"/></svg>",
    "mask_w": 264,
    "mask_h": 264
},
{
    "label": "water",
    "instance_id": "obj_4",
    "mask_svg": "<svg viewBox=\"0 0 264 264\" xmlns=\"http://www.w3.org/2000/svg\"><path fill=\"white\" fill-rule=\"evenodd\" d=\"M249 2L247 0H241V5L245 6L248 5ZM255 214L260 218L261 222L263 223L264 227V194L261 196V198L258 199L256 205H255ZM110 247H113V243H110Z\"/></svg>",
    "mask_w": 264,
    "mask_h": 264
}]
</instances>
